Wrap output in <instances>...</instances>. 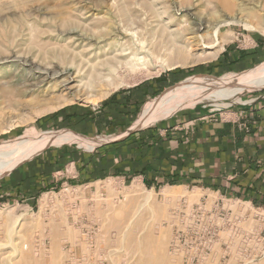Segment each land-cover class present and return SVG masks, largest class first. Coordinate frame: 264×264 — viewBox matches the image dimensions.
<instances>
[{
	"label": "rangeland",
	"instance_id": "rangeland-1",
	"mask_svg": "<svg viewBox=\"0 0 264 264\" xmlns=\"http://www.w3.org/2000/svg\"><path fill=\"white\" fill-rule=\"evenodd\" d=\"M229 1L231 9L220 11L217 0H0V145L48 130L96 142L92 149L77 141L43 145L0 175V264H264V210L249 201L98 172L113 151L175 116L234 121L264 104L262 85L138 122L146 103L184 82L237 78L264 64V0ZM239 5L254 8L256 17H243L252 26L228 19L221 49L193 57L200 46L186 45L192 22L215 11L242 18ZM114 43L127 49L121 64L80 63L96 51L110 58ZM46 66L100 75L75 94L50 87L38 69ZM123 92L137 102L131 112L109 105L105 113ZM92 156L99 168L85 181L78 171Z\"/></svg>",
	"mask_w": 264,
	"mask_h": 264
},
{
	"label": "crops",
	"instance_id": "crops-1",
	"mask_svg": "<svg viewBox=\"0 0 264 264\" xmlns=\"http://www.w3.org/2000/svg\"><path fill=\"white\" fill-rule=\"evenodd\" d=\"M126 93L120 94V105L114 94L102 110L131 112L137 102ZM109 105L114 106L111 111ZM239 119L246 121L248 131L236 121L180 114L143 132L133 139L136 142L123 146L122 153L113 151L107 170L98 172L121 179L138 176L148 186H201L264 208V104L247 108ZM98 164L94 156L88 157L78 177L91 181ZM3 186L0 183V191Z\"/></svg>",
	"mask_w": 264,
	"mask_h": 264
},
{
	"label": "bare ground",
	"instance_id": "bare-ground-1",
	"mask_svg": "<svg viewBox=\"0 0 264 264\" xmlns=\"http://www.w3.org/2000/svg\"><path fill=\"white\" fill-rule=\"evenodd\" d=\"M216 6L219 7L220 11L230 10L231 2L229 0H217ZM239 6H240L239 7L240 12L238 13L240 14L242 13L243 15L242 18H241V15L240 16L239 15L238 16L236 15L227 16L225 18H222L221 15H218L219 13L217 14V12H220V11H215L214 14L216 18L215 16H212L210 13H208L207 14L208 17L204 18L201 24L197 25L192 22V25H195V27L187 28V33H186L187 44L186 45L188 47L200 46L199 47L200 53L193 54V57H197V56L200 57L206 51L207 53H209L208 50L214 47H217V49L216 51H213V52H217L221 49L225 41V37H223L224 34H222L220 30L222 26L231 23V21H228V19L234 20L237 23L243 22V24L248 27L252 26L253 24L251 23L252 21L249 22L247 19L243 20V17H247V18H249V16L256 17V14L254 13V8L245 9L241 5ZM111 31H113V29H111ZM113 32H114L113 35H116L115 34L116 31H113ZM210 32H213L210 34V36H213V39H214V41H212L211 43L205 41V37ZM98 42L99 40L95 41L94 45H97ZM114 46L115 48L113 46L112 47L115 49V53L111 54L110 58H106L105 56L103 59H100L99 58L100 55H98L96 51L91 54L92 58L84 59L82 57V59H80V63L82 64H84L85 62L90 63L95 60L94 62H100L101 67L104 65H107L109 62H112L115 65H119L121 64L119 57L127 54L125 52L127 49H124L122 46L121 47L118 46L117 43H114ZM182 50L183 49H181V51ZM88 51L89 52H87L85 55L91 53V48H88ZM103 55H105V53ZM10 59H11V56L1 58L2 61H6V62L9 61ZM191 61L192 60L190 59V62ZM80 65L81 64H79L78 66ZM91 67L93 69H96L94 66H91ZM38 69L40 70L39 71L40 76H43L48 81H50V84H49L50 87H54V88L58 87L59 89L61 88L64 90L66 89L67 92H71L75 94H78V93L81 94L83 92V90L81 89V86H84L86 84L88 85L93 84L94 78H97L98 75H100L99 73L97 74L90 73L88 75L82 76L79 71H76L75 75L68 76L64 74L63 71L56 70L53 67L49 68V66L48 67L46 66L43 68L38 67ZM262 85H264V64L259 66L255 70L249 72L248 74L237 76V78H232V79L229 78L227 80L221 79L219 81L209 82V83L190 80V81L184 82L177 88L167 92L162 97L158 99L157 98L153 99L149 101L148 103H146L144 110H143V115L140 117L138 122L147 124L150 121H153L154 119H156L157 117L170 114L178 106L190 104L194 102H202L204 98H208L210 96L211 97L212 96H225V95H232V94L235 95V94H239L246 90H250V89L262 86ZM67 99H68L67 97L62 95V102L67 101ZM57 104L59 105L60 103L58 102ZM222 105L218 104L216 106H222ZM41 111H43V109H39L38 112H41ZM72 141H77L80 146H83L88 149H92L93 144L96 143L94 141L83 140L73 134H61V133H57L52 130H48V131H45L44 133H41V134L39 133L36 135H22L13 141L7 142L5 144L3 143V145H0V175L4 173L7 169H9L10 167L17 165L18 163L30 157L32 153L34 152V150L38 147H41L43 145H49V144L59 145L62 143L72 142ZM12 232L13 231H10V233Z\"/></svg>",
	"mask_w": 264,
	"mask_h": 264
},
{
	"label": "built area",
	"instance_id": "built-area-1",
	"mask_svg": "<svg viewBox=\"0 0 264 264\" xmlns=\"http://www.w3.org/2000/svg\"><path fill=\"white\" fill-rule=\"evenodd\" d=\"M263 99H264V96L262 97ZM221 121H231L230 119H225V120H223V119H220ZM234 121H236V122H238V127L240 128V129H242V130H245V131H248V125H247V123H246V121L245 120H240L239 118L238 119H235ZM238 199V198H237ZM249 203L250 204H252L250 201H249ZM258 209L260 208V207H257ZM261 209H263L264 210V208H261Z\"/></svg>",
	"mask_w": 264,
	"mask_h": 264
},
{
	"label": "trees",
	"instance_id": "trees-1",
	"mask_svg": "<svg viewBox=\"0 0 264 264\" xmlns=\"http://www.w3.org/2000/svg\"><path fill=\"white\" fill-rule=\"evenodd\" d=\"M116 142V141H115Z\"/></svg>",
	"mask_w": 264,
	"mask_h": 264
}]
</instances>
